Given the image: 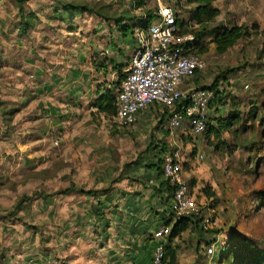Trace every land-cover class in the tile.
Masks as SVG:
<instances>
[{
  "label": "rangeland",
  "instance_id": "obj_1",
  "mask_svg": "<svg viewBox=\"0 0 264 264\" xmlns=\"http://www.w3.org/2000/svg\"><path fill=\"white\" fill-rule=\"evenodd\" d=\"M162 2L175 9L177 17L183 20L188 17V10L194 7L186 0ZM82 4L103 12L107 7L115 6L106 0H90L85 4L81 0H69L59 2L58 5L62 6L63 10L56 12L54 16L69 19L74 12L70 6L80 7ZM215 4L220 7L221 13L211 26L255 24L258 29L264 30V0H217ZM154 6L153 0H146L141 11L149 12ZM81 13L82 10L78 8L74 14L79 17ZM149 16L151 17V14ZM153 18L149 21L154 20ZM116 20L117 27L113 31L112 41L118 39V46L125 47L138 16L118 15ZM123 24H126V27L121 29ZM201 56L206 63V69L187 81L186 85L210 87L217 80L219 94L225 96L224 105H220L223 109L218 113L223 117H228L229 113L240 115V122L233 120L234 123L221 132V140L207 133L194 139L184 138L181 131L177 130L172 133L176 144L172 146L165 143L164 136L157 138V131L162 126L165 135H168L167 115L156 107L147 110L149 113L143 116L144 121L137 130L132 129L134 124H138L137 120L131 126L121 127L113 122V115L110 116V132L102 138V152L98 153L96 162L92 164L86 163L89 160L84 155L78 159L73 158L72 154L77 152L74 150L67 161L60 144H50L51 135L42 136L44 142L42 141L39 148H33L31 155L14 149L16 144H21L25 138L18 134L14 136L11 131L2 135L3 139L12 140L10 143L14 146L6 157L0 159L2 259L16 256L19 261L17 264H28L37 252L46 255L55 251L58 253L55 256L59 257L62 253H67L70 246H77L76 242L80 240H84V251L87 255H92L94 225L88 224L87 221L93 223L89 214L96 202L91 199L79 205L77 196L64 201L57 195L58 191L66 187L68 182H72L70 178L79 180V183L84 184L81 187L87 191L98 186L99 183L95 181L102 176L109 174L112 179L124 175L132 170L138 161L143 160V153L155 143L165 145V152L180 155L185 179L189 185L197 184L202 190L200 196L196 195L198 202L215 211L212 216L213 229L206 232L209 237L215 236L218 240L212 264H226L221 260V255L222 251L225 253L227 249H234L242 256L256 251L264 253V207L260 205L255 194L264 190V35L251 33L224 54H218L214 45H210L206 55ZM122 61H125L123 56L114 61V67L120 68ZM223 78L225 82L230 80L233 84L222 83ZM115 85L113 93L116 90ZM234 94L238 96H233ZM231 97L235 102L234 108L229 103ZM253 110V118H248ZM218 113L210 108L209 122L213 123V118ZM218 141H223L227 147L221 146ZM152 155L153 151L149 156L155 160V165L149 169L155 172L158 170L156 164L161 167V154L157 152ZM92 158L93 155L90 159ZM185 163L187 165L184 168ZM132 174L131 176H134V173ZM111 179L105 181L107 186L101 189V195L105 193L103 189L110 187ZM79 183L74 182L76 186H80ZM203 189H209L214 197L207 198ZM54 198L56 199L50 210ZM18 205L20 210L16 209ZM129 209V206L116 207L115 219L124 220L130 217ZM152 216L161 218V213ZM166 221L161 220L164 224ZM86 224V227H80ZM207 238H203V241L196 240L198 249L194 248L190 236L180 238V264H189L188 261H192V258L195 259V264H203L201 252ZM155 242L157 244L156 240ZM246 246L249 248L246 249ZM188 249H193L190 256L186 254ZM61 261L60 258L54 259L55 264H63Z\"/></svg>",
  "mask_w": 264,
  "mask_h": 264
},
{
  "label": "crops",
  "instance_id": "obj_2",
  "mask_svg": "<svg viewBox=\"0 0 264 264\" xmlns=\"http://www.w3.org/2000/svg\"><path fill=\"white\" fill-rule=\"evenodd\" d=\"M66 1L69 0H26L23 8L26 13H33L35 19L31 29L25 35L19 36L15 2L0 0V159L6 157L5 155L12 151L11 147H14L10 143L12 140L2 138L4 133L10 131L14 136L18 134L25 138L14 148L20 153L33 154L32 151L39 148L43 141L41 137L50 135V144L57 140L67 161L73 150L77 151L72 154L73 158L78 159L84 155L89 160L86 163L90 164L96 162L95 157L102 152V138L110 132V116L103 112L100 106L105 96L109 92L113 93L116 79L133 48L132 34L125 47L118 46V39L112 41L113 31L117 27L116 19L118 15L138 16L143 12L141 9L144 6L135 9L133 1L126 0L119 4L114 3V8L107 7L105 12L100 10L99 15L82 11L80 16L76 17L74 13L78 5H71L70 9L74 12L69 19L55 17L56 12L63 10L62 6L58 5L59 2ZM81 2L85 4L90 0ZM215 3L214 6L220 11V7ZM67 8L69 9L68 6ZM151 12L152 9L149 13ZM231 26L233 25H229ZM261 31L264 30L258 29L257 33ZM121 56L125 61L120 63V68L114 67V61ZM225 81L223 78L222 83L233 84L230 80ZM233 100L231 97L229 103L234 108ZM221 103L224 105V101ZM221 106L216 103L211 108L218 113L223 109ZM152 111L156 114L155 109ZM147 113L149 111L137 116L138 124L132 126L133 130L140 128L144 121L143 116ZM216 118L227 117L220 116V113L215 115L214 122L211 123L213 127L217 126ZM162 128L161 126L158 129L157 138L164 136L165 143L175 145L176 138L170 132L165 135ZM165 150V145L153 144L146 149L143 160L138 161L132 170L112 179L109 174L102 176L95 181L99 183L98 186L87 191L81 187L84 184L79 183V180L70 178L72 182H68L63 189L71 190L67 194H57L62 200L77 196L79 205L91 199L96 202L89 214L93 223L87 221L88 224L94 225L93 253L88 256L84 251V240H80L76 242L77 246H70L67 253H62L59 257L55 256L58 255L56 251L46 255L37 252L28 264H39L40 261V264H55L54 259L57 258H60L63 264H149L156 245L153 235L164 226L161 220H167L170 215L165 181L161 170L153 172L154 170L149 169L155 165V160H152L149 153L153 151V155H156L159 152L161 162ZM92 155L93 158L90 159ZM132 173L134 176H131ZM183 177L185 179L184 175ZM109 179L110 187L103 189L105 193L101 195V189L107 186L105 181ZM74 182L80 186H76ZM190 185L197 196L202 194L197 184ZM119 206H129L130 217L116 220L115 208ZM98 207L102 212L100 217L94 215V210ZM159 213L161 218L152 216ZM139 216L140 218H137ZM83 226L86 227L87 224L80 227ZM208 235L194 222L179 237L173 239L172 246L177 248L178 264L180 238L190 236L194 248L198 249L196 240L203 241V238L208 237L205 245L210 239ZM192 251L193 249H188L186 254L190 256ZM2 256L0 255V264L19 262L16 256L5 259H2ZM201 257L203 258L202 252ZM188 262L195 264V259L192 258V261Z\"/></svg>",
  "mask_w": 264,
  "mask_h": 264
},
{
  "label": "built area",
  "instance_id": "obj_3",
  "mask_svg": "<svg viewBox=\"0 0 264 264\" xmlns=\"http://www.w3.org/2000/svg\"><path fill=\"white\" fill-rule=\"evenodd\" d=\"M109 1L119 4L126 0ZM153 1L152 12H140L132 31L131 55L116 79L112 120L120 126H131L140 113L156 107L166 113L171 134L179 130L182 137L194 139L207 129L210 103L215 95L212 89L189 86L186 82L204 71L206 63L194 53L195 36L179 29L176 10L164 5L163 0ZM53 145L58 146V141L53 140ZM161 170L164 181L172 188L169 211L174 222L188 218L202 231L212 230L215 211L198 202L195 190L184 180L180 155L165 152ZM170 231V227L163 226L154 233L157 244L149 264H164ZM217 245L215 236L205 243L204 264H212Z\"/></svg>",
  "mask_w": 264,
  "mask_h": 264
},
{
  "label": "trees",
  "instance_id": "obj_4",
  "mask_svg": "<svg viewBox=\"0 0 264 264\" xmlns=\"http://www.w3.org/2000/svg\"><path fill=\"white\" fill-rule=\"evenodd\" d=\"M17 7V16L19 19L18 22V34L19 36H23L26 32L31 29L32 21L35 19V15L33 13H26L23 5L26 0H13ZM188 4H193L194 7L188 10V17L186 20L176 18L177 25L181 32L184 33H192L195 36V51L194 53L198 56L205 54L208 51V46L210 44L214 45L215 51L218 54L226 53L230 48H232L239 40L244 39L250 36L251 33H257L258 28L255 24L250 26L245 25H233L231 27L225 25H214L216 18L219 16L220 11L218 8L214 6L215 0H186ZM146 0H133V6L135 9H139L145 6ZM67 6V5H66ZM83 12L97 14L99 15V11H95L86 6L78 7ZM194 24V25H191ZM134 23L133 26H135ZM191 26V28H189ZM126 24L121 26V29H124ZM260 34L264 35V31H261ZM218 81H214L210 87H201L203 89H212L214 91V100L211 101L210 107L214 104L219 103L222 105L223 98L219 94L220 91L218 89L219 83ZM222 92V91H221ZM101 110L105 112L107 115L112 116L115 113V98L114 93L109 92L104 99V102L100 106ZM255 114V110L249 113L248 118H253ZM217 126L213 127L211 122L208 123L207 129L204 133L212 134L214 137L220 139V134L223 130H227L235 120V122H240V115L238 113H230V115L225 118H216ZM221 146L227 147L223 141L219 142ZM217 147V144H216ZM158 170H161L157 164ZM162 174V170L160 171ZM185 180V179H184ZM187 182V181H186ZM166 185L167 198L170 199L172 194V188L168 184V182H164ZM188 183V182H187ZM71 188L60 190L57 194H67ZM81 192V191H80ZM203 192L206 194L207 198L214 197V194L211 193L208 189H203ZM92 194V192H89ZM258 200L260 201V205L264 207V190L258 191L255 193ZM21 207L17 206V210H20ZM94 215L100 217L102 215L101 208H96L94 210ZM194 221L188 218H181L174 222L173 215L170 214L164 226L170 227V235L167 239V245L164 249V264H178L177 260V248L172 246L173 239L180 236V234L187 230V228L193 224ZM249 247L246 246V249ZM221 260L225 261L226 264H264V253L260 251H256L254 253H247L245 255H241L234 249H227L225 253L222 251Z\"/></svg>",
  "mask_w": 264,
  "mask_h": 264
}]
</instances>
